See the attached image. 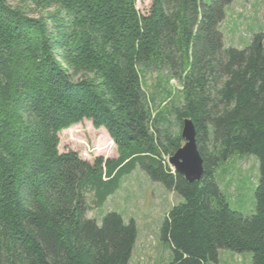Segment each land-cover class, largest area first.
<instances>
[{"label":"trees","instance_id":"trees-1","mask_svg":"<svg viewBox=\"0 0 264 264\" xmlns=\"http://www.w3.org/2000/svg\"><path fill=\"white\" fill-rule=\"evenodd\" d=\"M15 1L0 0V264H130L135 222L85 218V195L98 209L135 167L181 199L159 232L169 264H216L219 251L264 264V43L224 46L233 0H149L144 13L136 0ZM152 74L180 87L169 112L143 89ZM185 120L202 161L193 183L167 163ZM83 121L115 159L58 152L59 133ZM235 155L258 165L249 215L216 182Z\"/></svg>","mask_w":264,"mask_h":264},{"label":"rangeland","instance_id":"rangeland-1","mask_svg":"<svg viewBox=\"0 0 264 264\" xmlns=\"http://www.w3.org/2000/svg\"><path fill=\"white\" fill-rule=\"evenodd\" d=\"M16 6L15 0H7ZM209 3L211 0H203ZM149 7V0H136V8L144 13ZM237 14L238 28L235 29ZM32 17H44L45 12L29 11ZM224 38L225 47L244 49L250 44L252 36L260 34L264 43V0H233L225 9V17L219 26ZM235 30V31H234ZM239 38H242V41ZM158 81L157 75H147L143 89L148 96L155 99L154 113L169 112L170 106L176 103L175 96L180 90L176 80ZM168 91L170 95L165 94ZM169 124L179 129L173 117L168 116ZM175 123V126H173ZM172 128V129H173ZM58 152H75L83 161L91 163L97 158L115 159L116 148L103 129H94L91 123H82L59 133ZM184 146V142L182 143ZM171 158V157H170ZM169 158V159H170ZM168 163V160H167ZM174 172L173 167H170ZM216 173V182L234 211L249 215L253 211L254 189L258 180V165L254 157L235 155ZM175 173V172H174ZM231 196V197H230ZM88 210L85 218L100 223L103 215L109 212L119 214L124 223L133 220L136 225L137 239L134 245L130 264H169L172 252L160 241V227L169 210L181 202L180 197L166 191L161 185L154 184L138 167L119 182V188L109 196L98 209L92 205L91 195H85ZM216 264H252L251 255L219 251Z\"/></svg>","mask_w":264,"mask_h":264},{"label":"water","instance_id":"water-1","mask_svg":"<svg viewBox=\"0 0 264 264\" xmlns=\"http://www.w3.org/2000/svg\"><path fill=\"white\" fill-rule=\"evenodd\" d=\"M180 136L184 146L168 159V165L172 166L174 172L185 181L197 182L202 174V161L197 151L194 129L189 120L183 122Z\"/></svg>","mask_w":264,"mask_h":264},{"label":"crops","instance_id":"crops-1","mask_svg":"<svg viewBox=\"0 0 264 264\" xmlns=\"http://www.w3.org/2000/svg\"><path fill=\"white\" fill-rule=\"evenodd\" d=\"M240 16L237 14V16H236V18H235V20L233 21V24H235V29H237L238 28V18H239ZM235 31V30H234ZM240 40H238V41H242L243 39L242 38H239ZM223 41H224V38H223Z\"/></svg>","mask_w":264,"mask_h":264}]
</instances>
